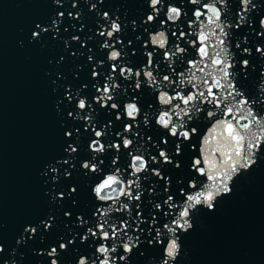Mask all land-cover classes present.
I'll list each match as a JSON object with an SVG mask.
<instances>
[{"label": "water", "instance_id": "water-1", "mask_svg": "<svg viewBox=\"0 0 264 264\" xmlns=\"http://www.w3.org/2000/svg\"><path fill=\"white\" fill-rule=\"evenodd\" d=\"M93 3L95 8L91 7ZM253 3L256 7L247 13L245 24L239 30H231L234 33L231 49L239 61L241 53L235 47L236 39L247 35V42L241 46L251 49L247 58L252 67L244 83L251 98L258 99L257 86L264 80L261 75L264 57L255 49L257 44L264 46V39L256 35L264 31L260 26V19L264 17V0H253ZM177 6L191 18L195 6L189 0H178ZM240 7L239 0H227L224 16L234 21ZM150 11L148 0H60L59 4L55 0H0V245L4 249L0 253V264L5 261L8 264H13V261L15 264H50L47 251L51 246L58 247L61 236L66 242L74 234L82 235L90 226L69 223L64 216L65 211L71 210L72 221H76L77 214H82L87 220L92 217L96 203L91 192L93 174L84 175L85 170L80 167V163L90 156L87 145L94 134L91 128L84 129L85 121L77 116L78 112L80 116L85 115L77 108V100L80 95L86 96L96 109V120L107 122L111 119L117 128H122L123 119L116 121L114 111L109 115L92 99L98 95L92 87L95 83L91 76L93 64L96 60H104L103 65L97 66L101 85L110 65L108 49L100 47L106 37L98 35L97 30L109 23L103 17L104 12H108L111 18L119 17L123 26L119 38L129 53L133 47L136 48L137 54L130 58L139 65L142 60L146 62V57L141 54L137 36L147 39V33H143L144 25L140 22ZM166 11L165 5L155 25H148L153 34L163 30L159 27V20L166 19ZM61 12L64 13L62 17L59 16ZM69 13L73 15L69 16ZM53 20L57 21L55 27ZM133 20L137 22L135 28ZM41 28L48 30L43 32ZM34 31L40 32L39 38L33 37ZM73 36L80 39L73 40ZM129 40L133 41L132 45L128 44ZM172 40L175 41V37ZM214 41L215 37H210L209 43ZM90 55L92 61L88 60ZM176 67L178 70L182 68L179 59ZM236 67H240L239 63ZM161 71H167L163 63ZM205 72L214 73V69L205 66ZM196 75L203 74L197 72ZM119 83L125 87L131 82L120 78ZM82 85H87V88ZM68 92H71V100L67 98ZM124 99L122 93H117L121 111ZM149 102H154V95L145 89L140 106L146 108ZM253 107L264 112L262 104L257 103ZM194 120L201 131L200 137L193 138L196 148L189 147L180 158L183 165L171 173L174 179L177 175H189L187 165L190 157L200 154L202 138L211 127L203 113L200 119L194 117ZM141 128L144 129L143 124ZM68 131L73 133L71 137L65 135ZM144 131L156 138L161 130L153 122L151 130ZM113 138L114 135L110 134L104 142L108 143ZM73 143L78 151L69 153L66 149ZM215 146V141L211 142L208 152L211 153ZM112 151L103 156L105 164L101 167L110 163ZM125 157L126 150L121 155V163ZM65 159L68 163H64ZM150 166L158 165L150 162ZM159 167L166 174L171 168L163 163ZM53 168L57 169L56 173L52 172ZM65 171L71 172V176H65ZM149 179L154 181L157 178L149 176ZM72 186L77 188V192L68 198L67 193ZM145 187H148L147 182ZM173 187L175 189V184ZM232 188V192L217 197L214 209L200 208L193 212V228L180 233L181 249L172 264H264V146L257 153L256 163L248 171L242 170L234 179ZM61 191L65 192V199L54 200L53 194ZM50 216L54 217L53 227L45 231L40 222ZM90 223L94 224L95 219L91 218ZM28 226L37 227V233H25ZM22 236L26 240L17 243ZM98 242L91 237L82 242L77 235L74 244H69L66 251H60L58 264H77L80 255L91 256L94 253ZM141 251L143 255H140ZM122 254V248L115 253L117 256ZM162 255L159 246L152 249L143 243L129 256V264H154L155 259Z\"/></svg>", "mask_w": 264, "mask_h": 264}, {"label": "snow or ice", "instance_id": "snow-or-ice-1", "mask_svg": "<svg viewBox=\"0 0 264 264\" xmlns=\"http://www.w3.org/2000/svg\"><path fill=\"white\" fill-rule=\"evenodd\" d=\"M55 2L59 4L60 0ZM177 2L148 0L151 11L140 22L144 25L143 33H147V39L137 36L146 62L142 60L139 65L130 58L137 54L136 48L133 47L129 53L119 38L118 34L123 31L119 17L111 18L108 12L103 13L109 23L101 25L97 32L106 37L100 47L108 49L110 65L101 85V73L97 71V66L103 65L104 60H96L93 64L91 76L95 83L92 87L98 95L92 99L109 115L114 111L116 121L123 119L124 122L122 128H117L111 119L107 122L96 120L93 103L86 96H79L76 106L85 115L80 116L78 112L77 116L85 121L84 129L91 128L94 134L87 145L90 156L80 163V167L85 170L84 175L93 174L91 192L96 203L91 218L95 219V223L91 224V218L86 220L82 214H77L76 221H72V211H65L64 216L69 223L90 226L82 235L74 234L66 242L61 236L58 247L51 246L47 251L50 264H58L60 251H66L69 244H74L77 235L82 242L89 237L99 241L94 253L91 256L80 255L77 264H129V256L143 243L152 249L157 246L162 249L163 255L158 256L154 264H172L181 249L180 233L193 228V212L200 208L214 209L217 197L232 192L234 179L242 170L248 171L256 163L257 153L264 146V112H258L253 105H264V80L257 86L259 98L252 99L244 83L252 67L247 58L251 49L241 46L247 42V35L236 39L235 47L241 53L239 61L231 49L234 36L231 30H239L245 24L247 13L256 4L253 0H239L241 7L233 21L224 16L227 0H189L195 6L191 18L177 6ZM165 5L166 19L159 20V27L163 30L153 34L148 25H155ZM91 7L96 5L93 3ZM63 15V12L59 13V16ZM72 15L69 13V16ZM56 24L57 21L53 20L54 27ZM132 25L135 28L137 22L133 20ZM260 26L264 29V17L260 19ZM37 27L40 28V25ZM47 30L41 28L43 32ZM32 35L39 38L40 32L34 31ZM256 35L264 39V31ZM210 37H215L213 43H209ZM72 39L80 38L73 36ZM128 44L132 45L133 41L129 40ZM255 51L264 57V46L257 44ZM158 56L161 58L158 59ZM177 59L182 66L179 70ZM88 60L92 61L93 57L88 56ZM162 63L167 71H161ZM205 66H211L214 73L205 72ZM197 72L203 75L198 77ZM261 75L264 76V69ZM120 78L131 83L122 87ZM82 87L87 88V85ZM145 89L154 95V102L142 108L140 101ZM117 93L125 97L122 111ZM66 95L69 100L72 99L71 92ZM202 113L211 127L202 138L200 154L191 155L187 165L188 176L177 175L174 179L171 173L183 165L180 158L189 147L196 148L193 138H199L201 131L195 126L194 117L200 119ZM69 115L72 113L69 112ZM153 122L161 130L156 138L144 131L151 130ZM76 132L79 133V129ZM110 134L115 138L105 143ZM65 135L71 137L73 133L68 131ZM213 141L216 146L209 153L208 147ZM110 150H114L110 163L101 167L105 164L103 156ZM125 150L126 157L121 163ZM66 151L76 153L78 147L73 143ZM150 162L158 166L151 167ZM64 163L68 160L65 159ZM161 163L171 166L167 174L159 167ZM70 167L74 168V165ZM51 170L57 172L56 168ZM64 175L71 176V172L65 171ZM149 176L157 179L150 180ZM160 181H163L162 185ZM145 182L148 187H145ZM76 192L75 186L70 187L67 197L72 198ZM57 198L64 200L65 192L54 193L53 199ZM72 203L76 204V200L72 199ZM114 213L120 215L114 216ZM53 220L51 216L42 220L43 230H50ZM37 231V227L32 226L24 229L30 234ZM24 240L26 238L22 236L17 243ZM119 248L123 249V254L117 256L115 253ZM3 251L0 245V253Z\"/></svg>", "mask_w": 264, "mask_h": 264}]
</instances>
